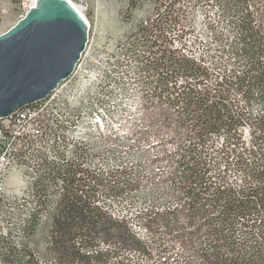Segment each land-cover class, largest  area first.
<instances>
[{
	"label": "trees",
	"instance_id": "1",
	"mask_svg": "<svg viewBox=\"0 0 264 264\" xmlns=\"http://www.w3.org/2000/svg\"><path fill=\"white\" fill-rule=\"evenodd\" d=\"M147 2L125 47L146 156L103 170L101 141L70 136L65 94L50 99L64 106L20 160L23 203L0 197L2 264H264V0H127L125 14Z\"/></svg>",
	"mask_w": 264,
	"mask_h": 264
},
{
	"label": "rangeland",
	"instance_id": "2",
	"mask_svg": "<svg viewBox=\"0 0 264 264\" xmlns=\"http://www.w3.org/2000/svg\"><path fill=\"white\" fill-rule=\"evenodd\" d=\"M69 1L81 9L89 24V33L77 73L62 89L68 103L62 115L77 123L72 127L73 136L101 141L95 149L98 155L93 162L103 170L115 171L125 164L143 161L146 155L141 151L148 146L135 143L131 138L140 124L139 85L135 71L127 67L125 47L133 24L152 16V4L147 2L140 10L125 14L127 0ZM30 2L0 0V34L24 16ZM183 16L187 18L189 14L184 11ZM195 17L196 27H199L201 14L196 12ZM100 114L104 116L101 125ZM147 150L150 152V148ZM27 186L25 176L11 170L6 178L5 193L0 197L7 203L14 200L23 203ZM108 199H113L112 206L119 213L135 212L141 207L140 198L133 203L127 198ZM5 206L0 208V238L7 232V221L12 212L8 204ZM44 235L45 226L42 225L31 240L32 246L40 252L43 251Z\"/></svg>",
	"mask_w": 264,
	"mask_h": 264
},
{
	"label": "water",
	"instance_id": "3",
	"mask_svg": "<svg viewBox=\"0 0 264 264\" xmlns=\"http://www.w3.org/2000/svg\"><path fill=\"white\" fill-rule=\"evenodd\" d=\"M88 27L69 0H35L0 34V117L50 94L72 74Z\"/></svg>",
	"mask_w": 264,
	"mask_h": 264
},
{
	"label": "bare ground",
	"instance_id": "4",
	"mask_svg": "<svg viewBox=\"0 0 264 264\" xmlns=\"http://www.w3.org/2000/svg\"><path fill=\"white\" fill-rule=\"evenodd\" d=\"M34 4H35V0H31L30 6H33ZM73 5L81 13V9H79V7H77L75 4ZM82 16L84 17L83 14ZM84 19L87 23L88 33H89V24L85 17ZM88 33H87V43H88ZM82 55L83 53L81 54V57ZM81 57L78 63L76 64L74 71L72 72L70 76H68L61 83H59L55 87V89L50 94H48L45 98L36 101L37 109L33 111H28L22 115L21 123L19 124V131H16V145L5 149V156L3 160L0 162V192H2V194L5 193L6 178L8 174L10 173V171L17 170L22 175H24L25 171L22 169L23 164L20 163V160L28 157L26 152L27 150H29V148H33L34 146L36 147L40 145V139L43 137V131L39 124L40 118L43 116H46L50 119H55L50 114L51 110H55V112H58L60 111V108L64 106V103L59 104L57 106V101L56 103L52 102V104L49 103V101L50 99L53 100L55 97H57V95L63 94L64 91L62 89L66 87V84H68L69 81L73 80V76L76 75L77 73V68L79 66ZM30 105L31 104L26 105L25 107L26 108L35 107V106L31 107ZM12 116H20V108L12 112ZM98 117H99V123L101 125L104 116L100 114L98 115ZM6 118H10V114L5 117H0V127L3 126V129H10V122H5ZM68 134L72 136V130L68 131ZM26 180L28 179L26 178Z\"/></svg>",
	"mask_w": 264,
	"mask_h": 264
},
{
	"label": "built area",
	"instance_id": "5",
	"mask_svg": "<svg viewBox=\"0 0 264 264\" xmlns=\"http://www.w3.org/2000/svg\"><path fill=\"white\" fill-rule=\"evenodd\" d=\"M29 4V8H30ZM36 108V102L34 108H26L25 106L20 108V116H12L6 118L5 122H10V129H3L0 127V162L5 156V149L16 145V131H19V124L21 123L22 115L28 111H33Z\"/></svg>",
	"mask_w": 264,
	"mask_h": 264
}]
</instances>
